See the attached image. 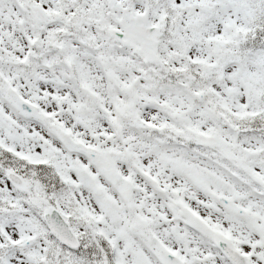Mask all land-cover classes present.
<instances>
[{
	"label": "snow or ice",
	"instance_id": "obj_1",
	"mask_svg": "<svg viewBox=\"0 0 264 264\" xmlns=\"http://www.w3.org/2000/svg\"><path fill=\"white\" fill-rule=\"evenodd\" d=\"M0 264H264V0H0Z\"/></svg>",
	"mask_w": 264,
	"mask_h": 264
}]
</instances>
